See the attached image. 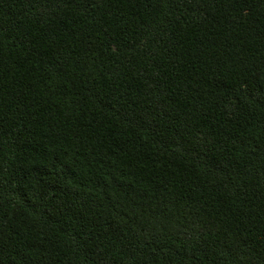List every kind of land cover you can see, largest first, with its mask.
Returning a JSON list of instances; mask_svg holds the SVG:
<instances>
[{
  "label": "trees",
  "instance_id": "trees-1",
  "mask_svg": "<svg viewBox=\"0 0 264 264\" xmlns=\"http://www.w3.org/2000/svg\"><path fill=\"white\" fill-rule=\"evenodd\" d=\"M0 264H264V0H0Z\"/></svg>",
  "mask_w": 264,
  "mask_h": 264
}]
</instances>
